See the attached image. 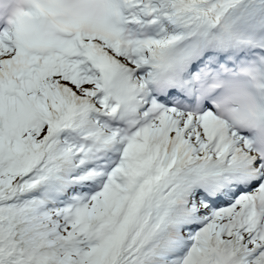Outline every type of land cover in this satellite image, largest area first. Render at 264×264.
<instances>
[{
  "label": "snow or ice",
  "instance_id": "snow-or-ice-1",
  "mask_svg": "<svg viewBox=\"0 0 264 264\" xmlns=\"http://www.w3.org/2000/svg\"><path fill=\"white\" fill-rule=\"evenodd\" d=\"M0 264H264V0H0Z\"/></svg>",
  "mask_w": 264,
  "mask_h": 264
}]
</instances>
